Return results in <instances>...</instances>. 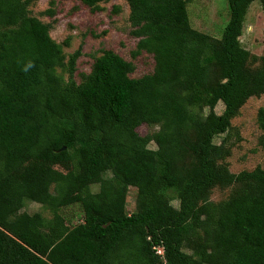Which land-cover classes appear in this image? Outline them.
I'll list each match as a JSON object with an SVG mask.
<instances>
[{
  "label": "trees",
  "instance_id": "obj_1",
  "mask_svg": "<svg viewBox=\"0 0 264 264\" xmlns=\"http://www.w3.org/2000/svg\"><path fill=\"white\" fill-rule=\"evenodd\" d=\"M33 1L0 0V264H264V168L233 173L228 140L214 142L264 94V65L248 69L240 40L255 0H227L220 40L193 28L190 0H124L131 60L104 49L79 82L81 48L67 55ZM142 54L154 70L133 78ZM257 119L264 147V108ZM55 166L74 175L69 203L60 183L49 194ZM24 183L51 218L19 211ZM217 187L233 192L214 202Z\"/></svg>",
  "mask_w": 264,
  "mask_h": 264
},
{
  "label": "rangeland",
  "instance_id": "obj_2",
  "mask_svg": "<svg viewBox=\"0 0 264 264\" xmlns=\"http://www.w3.org/2000/svg\"><path fill=\"white\" fill-rule=\"evenodd\" d=\"M54 2L55 16H47L45 12L51 8ZM102 10L94 12L84 6L78 0H34L30 6L33 16L40 18L45 23L51 24V37L57 43L63 44L69 38L70 46L64 47L67 55L73 54L81 48L82 55L77 61L75 79L79 82L81 74H89L92 71L95 59L101 55L102 50H112L127 60H131V52L135 49L137 39L131 35V26L128 21L129 5L124 0H106L101 3ZM114 6L120 8V12L113 13ZM190 21L194 29L208 34L220 40L223 30L230 18V7L227 0H190L188 3ZM105 32V33H104ZM242 46L249 50L257 59L248 64L249 70H254L264 65V7L262 0H255L250 6L240 38ZM136 70L131 75L140 78L154 70V60L150 55L142 54L134 60ZM68 74H65L67 80ZM264 108V94L261 97H252L240 109L238 115L232 120V129L217 138L214 142L221 144L228 140L227 146H231V154L224 161L233 173L243 170L252 171L257 167L264 168V147L262 144V131L258 124V112ZM218 114L224 111V105L219 103L215 109ZM157 128L142 125L138 133L142 137H151ZM149 148H156L152 140L147 144ZM227 147V148H228ZM49 194L56 193V186L60 183V198L64 203H69L74 195L71 188L75 184L73 173L61 166H55L49 172ZM26 192L22 202L21 213H42L45 217H52L50 207L40 203L34 194L39 190L38 185L24 183ZM99 186H93V192H97ZM30 191V192H28ZM233 192L231 188H215L211 194V200L218 202L227 199ZM136 188H130L127 208L128 212L136 211ZM18 203V205H20ZM178 207V201L173 202ZM76 223V222H75ZM160 253V252H159Z\"/></svg>",
  "mask_w": 264,
  "mask_h": 264
},
{
  "label": "built area",
  "instance_id": "obj_3",
  "mask_svg": "<svg viewBox=\"0 0 264 264\" xmlns=\"http://www.w3.org/2000/svg\"><path fill=\"white\" fill-rule=\"evenodd\" d=\"M160 252V251H159ZM161 253V252H160Z\"/></svg>",
  "mask_w": 264,
  "mask_h": 264
}]
</instances>
